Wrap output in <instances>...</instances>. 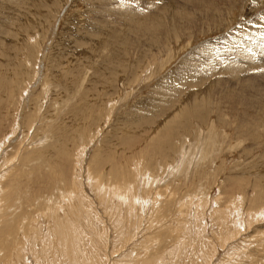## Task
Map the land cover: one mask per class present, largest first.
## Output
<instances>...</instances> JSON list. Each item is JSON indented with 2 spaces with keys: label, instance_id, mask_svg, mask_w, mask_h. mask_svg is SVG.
Returning a JSON list of instances; mask_svg holds the SVG:
<instances>
[{
  "label": "rangeland",
  "instance_id": "1",
  "mask_svg": "<svg viewBox=\"0 0 264 264\" xmlns=\"http://www.w3.org/2000/svg\"><path fill=\"white\" fill-rule=\"evenodd\" d=\"M15 1L17 2V0H0L2 2L0 5H5L0 9V29L4 27L8 29L3 32L0 38H4L8 32L13 33L16 29L18 19L13 24L7 21L10 12L15 13L13 17L21 16V24L19 21L17 23L23 27L22 33L18 32L15 35L17 37H13L14 41L10 38L5 43L6 46H0L1 59L5 62V58L9 56L6 54H10L11 58L7 59H11L9 62L13 60L12 66L17 63L22 68L26 66L24 73L29 76L34 75L35 70V73H38L29 82L30 86L28 85L27 91L23 92L21 88V91H17L19 95L15 98L19 97L18 101L20 102L14 99L17 104H10L11 107H9L10 96L7 98L8 103L5 98L6 106H4V99L0 100V105L3 106H0V140L3 141L10 134L13 122L17 120L15 116L21 118L25 112L26 114L29 112L28 109L32 105L38 103L41 95L44 97L41 90L46 83V97L45 102L43 101L45 104L43 103L42 107L45 110H50H48L49 116L47 115V119L46 117L42 119V115H44L42 109L41 115L36 113L35 120L32 116L31 122L34 125L28 124L30 132L25 131L27 136L17 132L16 135H20V138L18 137V143L14 145H18L19 141L21 143L23 140L22 144L24 145L25 143L30 145L32 142H38L40 146V143L42 144L44 141L45 143L42 144L44 146L39 148V151L42 152L47 147L45 144L52 140L48 138L50 128L47 127L48 124H52L51 118L55 112V115L58 113L55 118V132L58 129L55 133V152L59 151L56 154L53 152L55 154L52 156L53 161L50 159V162H47L51 157L49 154L46 158L47 164H43L44 167H47L46 169L55 171V178L50 176L47 172L49 170L46 169L38 171L41 173L40 175L38 172L30 173L27 170L28 167L27 169L21 168V163L15 161L6 166V169L2 168L3 171H8L7 175L11 171L10 173L13 175L19 173L22 176L18 177V180L9 176L12 178L10 184L13 186L14 183L13 187H17L19 190L27 187L29 202L35 198L36 200L41 199L38 204L45 201L53 203L57 207L55 209L59 210L60 208L58 212L57 210L55 212L62 218H64L62 208H65L67 204L65 202L67 200L69 202V199L72 204L70 193L73 194L74 191L75 195L79 194L77 197L82 199L84 205L92 203L94 214V211H99L100 208L92 202L94 193H92L93 189L90 187V180L86 176L85 170L89 163L91 169L95 171L94 173L99 171L107 173L110 164H112L111 159L113 164L120 168L118 171L124 170L125 173L128 171L130 176L127 177V180L129 178L131 184L134 181L140 189H143L144 181H147L145 185H148L147 188L152 191L150 194L152 198L154 190L159 191L161 195L159 199L156 198V206H152L156 208L153 210L154 212H149L153 214V220L151 218L149 220L148 215H145L144 212H139L137 217L129 215L122 217L124 218L122 230L125 232L131 230L130 234L133 235V240H130L132 244L129 242L127 246L130 250L125 253L128 254L132 249L134 250L131 253V260L125 259L124 263L127 264L130 261L134 262L133 264L138 263L137 258H141L145 254L146 248H149L148 254L155 251L160 254L165 250L177 253V258H172L174 264L193 262L199 264L201 253L204 254L210 249V255L213 257L208 258L210 260L208 264H264L263 221L257 226H250L251 228L240 233L235 240H232L233 242L225 244V247H220L216 239L222 238L226 234V229L221 228L217 215L220 218L233 216L237 225L240 221L242 222L236 227L243 231V221L251 212L249 207L251 209L260 204L261 207L264 205V195L261 200V195L259 196L264 193V0H26L29 6L24 13H22L21 6L19 9L16 7L12 10L14 6H17ZM35 2L38 4L36 3L34 6ZM18 28L19 26L17 30ZM116 48L118 49L115 50ZM28 56L30 57L28 58ZM27 58L31 61V67L28 65L29 61L27 60L28 64L26 62ZM54 60L59 69L56 70L63 73L61 77L67 75L65 76L67 78L70 73V79H74L77 81L76 83L82 77L85 78L82 89L78 88L72 101L68 98L70 97V92L67 90L69 87H65L68 86L65 85L67 82L63 80L60 83L57 79L55 82L58 83H55L49 76H52L50 62ZM39 76H42L39 84L41 88L38 85L35 87L33 83ZM58 85L60 86L58 87ZM100 87L103 90L99 91ZM97 88L98 90L95 92ZM63 89L65 90L63 91ZM84 91L88 92V95ZM82 94L83 96L87 95V98H83L85 100L82 99L83 96H80ZM65 95H67V99H65ZM100 97L104 98L99 99ZM182 99H190V104L204 99V105L201 110H198V117L196 115V118H190L189 122L187 120L184 130H179L169 139L166 131L164 129L159 131L158 128L167 120V116L163 113L168 109L170 113ZM23 100L30 106L26 105L25 111L22 109L21 112ZM51 100L56 101L55 108ZM31 101L33 102L31 103ZM75 101L78 102V106L82 105L81 109L76 106L77 102ZM7 106L8 108H6ZM153 106V115L157 118L152 119L155 121L154 124H151L152 128L149 129V126L145 124L144 126L140 125L139 129L132 132L133 130H127L125 126L122 127L124 123L128 122L133 127L145 123L144 118ZM12 107L17 112L16 114ZM71 109L74 113L69 112ZM145 109L148 111L144 112ZM66 112L68 115H65ZM75 112H80V114ZM8 113L12 116H9ZM126 113L128 116L125 119L122 116H125ZM82 115L84 116L82 117ZM69 118L71 119L68 120ZM63 120L67 122L64 123ZM84 122L87 123L84 124ZM10 124H12L11 127ZM75 125L77 126L75 127ZM56 126L58 127L56 128ZM68 128L69 131H67ZM74 128H78L79 131L76 132L77 129ZM36 129L37 131H34ZM60 130L64 131L65 135ZM80 130L82 134L79 133ZM83 130L86 131L83 132ZM154 132H160L159 137L162 139L167 136L173 144L172 151H168L165 159L160 153L161 143L158 142L160 139L153 136ZM56 135L59 138H56ZM60 136L64 138L63 140L61 137V140L65 141L66 145L69 144L71 148L69 145V148L66 147L65 143L63 145L60 143ZM151 137L155 138L151 140ZM71 138L78 143L75 142L76 145L69 143L68 140ZM87 138L88 140H86ZM89 140L91 141L89 142ZM180 146L183 147L182 155H180ZM62 150L63 155H61ZM80 153H82V157ZM77 154H79L78 158ZM20 156H16L15 159ZM97 156H102L100 161H103L98 165L104 169H96L99 166L95 162L91 163V160ZM177 162L183 163L180 172L176 173L174 167L178 168L176 167L179 166ZM135 166L136 168H134ZM147 169L148 172L144 173L143 170L147 171ZM135 170L138 171V174ZM78 171L80 173L77 175ZM134 174L137 179H134ZM50 181L52 182L50 183ZM47 189L53 192H49L50 190ZM71 190L72 192H70ZM57 191L61 192L58 194ZM66 191L69 197L64 200L61 193ZM46 196L56 200L48 201L50 197ZM257 196L259 203H252ZM142 198L144 197L142 196ZM146 198L145 201H149L150 198L148 200ZM104 199L108 201L109 196L107 195V198ZM115 204L114 202L112 206L115 207ZM164 205L167 206L166 209L163 208ZM25 207L23 205L17 210L19 212L16 213L15 220L31 213V217L36 220L28 217L27 221L31 220L32 225L34 224L33 227L41 226V230L37 226L38 230L29 231L30 239L28 237L24 243L26 249H31L29 245L34 242L31 247L36 252L41 243L45 245L49 242L50 238L47 233L50 232L51 226L48 224L52 225V221L47 220L48 218L43 215L37 219L35 215L38 213ZM121 208L124 215L126 207L125 210L124 206ZM237 212H239V217ZM104 221L106 222V219ZM96 227L97 230H101L100 224H96ZM126 227L130 229L128 230ZM107 229H110V225L107 226ZM255 230L258 232H254ZM41 231V235L46 232L44 238L42 237L44 235H40ZM33 233L35 234L33 235ZM35 235H38L37 238L41 237L37 239ZM31 237L42 242H38L36 239L33 241ZM179 241L182 243L180 244ZM118 245L116 244L117 247ZM37 247L38 249H36ZM179 247L181 248L179 249ZM48 254L42 264L56 262L53 261V253ZM120 258L119 256L116 260H121ZM31 260L32 258L28 257V263L35 264L34 258L33 262ZM207 260L205 262H208Z\"/></svg>",
  "mask_w": 264,
  "mask_h": 264
},
{
  "label": "bare ground",
  "instance_id": "2",
  "mask_svg": "<svg viewBox=\"0 0 264 264\" xmlns=\"http://www.w3.org/2000/svg\"><path fill=\"white\" fill-rule=\"evenodd\" d=\"M16 2V1H15ZM0 3H2V2H0ZM36 3L37 2H35L34 3V6L36 5ZM38 4V3H37ZM16 5L17 6H14L13 8H12V10H14V8H16L17 7V9H19V6H21V10H22V13H24L25 11H26V9H27V6H29V3H28V1H26V0H17V2H16ZM3 6H5V5H3ZM3 6L2 5H0V9H2L3 8ZM11 10V9H10ZM15 15V13L14 12H10V15H8V19H7V21H8V23H14V22H16L17 20L16 19H18V21L20 22V24H21V21H22V18H21V16L19 15V16H16V17H13ZM17 21V22H18ZM16 22V24H17V26H15L16 27V29L14 30V32L12 33V32H8L7 33V35H5L4 36V38H0V46H2V47H4V46H6V42L8 41V40H10V38L13 40V37L19 32V33H22V31H23V27L21 26V25H19L18 23ZM19 26V28H18V30H17V27ZM8 29L7 28H2V29H0V36L3 34V32H6ZM20 35V34H19ZM22 36V35H21ZM17 36H15L14 38H16ZM28 38V37H27ZM19 39V38H18ZM29 39V38H28ZM14 41V40H13ZM17 41V40H16ZM27 45V44H26ZM36 46V45H35ZM17 49V48H16ZM23 49H26V48H23ZM32 49H33V47H32ZM118 48H116L115 50H117ZM20 50V49H19ZM18 50V51H19ZM26 50H28V49H26ZM31 50V49H30ZM34 50V49H33ZM15 52V51H14ZM32 53V52H31ZM15 54V53H14ZM18 54V53H17ZM6 55H9L8 57H10V54H6ZM5 55V56H6ZM29 55H31V54H29ZM12 56V55H11ZM24 56V55H23ZM23 56H22V58H23ZM33 56V55H32ZM1 57H2V55H1V53H0V100L1 99H4V103H5V98H6V102H7V98L10 96V100H9V105L11 104V105H14V104H17V103H15V100L14 99H16L17 101H18V99H19V97H18V99L17 98H15V97H17L19 94L17 93V91L18 90H20L21 91V89H23V92L24 91H27L28 90V85L30 86V84H29V82L30 81H32L33 80V76H37L36 74L38 73H35L36 72V70L34 71V75H32V76H29L28 74H26V73H24V68L26 67H24L23 66V68L20 66V64L19 63H17V65H14V66H12V61L11 62H9V60H11V59H7L8 57H6L5 58V62H3V60L1 59ZM18 57H19V55H18ZM30 56H28V58H29ZM11 58V57H10ZM15 58V57H14ZM24 58H25V56H24ZM28 58L26 59V62H27V64H28ZM35 58V57H34ZM16 59V58H15ZM14 59V60H15ZM20 59V58H19ZM21 60V59H20ZM28 60V61H27ZM16 61V60H15ZM15 61H14V63H15ZM22 61V60H21ZM23 63H24V61H22ZM30 62L31 61H29V64L28 65H30ZM34 62H32V64H33ZM35 64V63H34ZM50 64H52V69H51V67H50V73L52 74V76L51 75H49L50 77H51V79H53L52 81H54L55 82V80L57 81V79H58V81L60 82V81H66L67 83H65V85H68V86H65V87H69L67 90H68V92H70V97H68L71 101H72V99H74V97H75V93H77V91H78V88H80V90L82 89L81 87L84 85V80H85V78L83 79V77L81 78V80L80 81H78V83H76L77 81H74V79H70V77H69V75H70V73H69V75H68V77L66 78L65 76H67V75H65V76H63V77H61L62 76V74L63 73H60V72H58L56 69H58V65L55 63V60L54 61H51L50 62ZM27 65V66H28ZM149 65V64H148ZM33 66V65H32ZM35 67H37L36 66V64L34 65ZM29 67V66H28ZM30 67H31V65H30ZM39 67V66H38ZM144 67H146V66H144ZM78 68V67H77ZM76 68V69H77ZM26 69H28V68H26ZM35 69V68H34ZM38 69V68H37ZM140 69V68H139ZM29 70V69H28ZM43 70V69H42ZM59 70V69H58ZM33 71H32V74H33ZM41 71V70H40ZM31 72V71H30ZM72 72V71H71ZM142 72H144V71H142ZM97 75V74H96ZM111 75V74H110ZM141 75V74H140ZM100 76H102L101 74H100ZM104 76V75H103ZM143 76V75H142ZM42 76H39L38 77V79L35 81V82H33L35 85V87L38 85V87H40L39 86V84L41 83V78ZM31 78V79H30ZM47 78V77H46ZM76 78V77H75ZM36 79V78H35ZM112 79V78H111ZM49 80V79H48ZM107 81V80H106ZM108 81H110V80H108ZM55 83H58V82H55ZM61 83V82H60ZM59 83V84H60ZM102 83H104V82H102ZM107 83V82H106ZM112 83V82H111ZM45 84L46 83H44V86H42V90H41V92L43 93V95H44V97L41 95V97H40V100L38 101V103L35 105H32L31 106V108L30 109H28L29 110V112H27V114H26V112L24 113L25 115H23L21 118H17V116H15L16 118L15 119H17V120H15L14 122H13V125L12 124H10V127H11V125H12V128H11V132H9L10 134H8L6 137H5V139L3 140V141H1L0 140V264H30V262L28 263V257H30V259L32 258V260H33V258H34V261H35V264H42V262L45 260V258L46 257H48L49 256V254L48 253H50V252H52L53 254H52V257H53V261L55 260L56 262L55 263H57V264H107V263H109V264H122V263H124L123 261L126 259V260H131V253L134 251L133 249L131 250V253L129 254H126L125 252L127 251V250H130L127 246H128V243L129 242H131V244H132V241H130V240H133V235L132 234H130V231H123L122 230V221H123V219L124 218H122L123 216L125 217V215H126V217L129 215V216H134V217H137L138 216V214H139V212H144L145 213V215L147 214L148 215V218H149V220H150V218H151V220H153V214L152 213H149V212H152L153 210H155L156 208H154V207H152L153 205H155L156 206V200L157 199H159L160 197H161V195H160V193H159V191H156V190H154L153 191V193H154V197L152 198V196L150 195L151 194V192L152 191H150L149 190V188H147V186L148 185H145L146 183H147V181H144V185H143V189H140L139 187H138V185H136L135 183H134V181H132L133 182V184H135V185H133V184H131L130 183V181H129V178H128V180H127V177H129L130 175L128 174V171L125 173V172H123L124 170H122V171H118V168L119 167H117V166H115L114 164H113V162L111 161V159H110V162L112 163V164H110L111 166H110V168L107 170V173H105L103 170V172H104V174H102L103 172H101L100 173V171L99 172H97V173H94L95 171L93 170V169H91V167H90V164L88 163V166H87V168H86V172H87V177H88V179L90 180V187L93 189V192L92 193H94V196L92 197L93 198V201L92 202H94V204H96V206L97 207H99L100 209H99V211L98 210H95L94 211V214H93V212H92V203H90L87 199V201L89 202L88 203V205L87 204H85V205H87V206H85L84 205V203L82 202V199L81 198H79V197H77L79 194V192L77 193L78 195H75L74 193V191H73V194H71L70 193V197L72 198L71 200H73V201H71L72 202V204L70 203V199H69V202H65V203H67L66 204V206H65V208H62V211H63V215H64V218H62V216H58V211L60 210V208H59V210L58 209H55V208H57L53 203H50V202H43L42 204H38L39 203V201H41V199H38V200H36L35 198V200L33 199V201H30L29 202V200L30 199H28V195L29 194H27V191H26V188L25 189H21V190H19V189H17V187H13L15 184L13 183V186L10 184V179H12V178H10L9 176H13L14 178H16L17 180H18V177H22V176H20V174L19 173H16V174H12V173H10L11 171H9V174L7 175V170H5V171H3V169H6L5 167L6 166H8V165H10V164H12V163H14L15 161H18L19 163H21L20 165H22V166H20L21 168H25V169H27V167H28V169L27 170H29L30 171V173H37L38 171H41L42 169H46L47 167H44L43 166V164L44 163H46V158H48V155L50 154V156L51 157H49V160L47 161V162H50V159L53 161V159H52V156H53V154L55 153L56 154V152L57 151H59V150H57L56 152H55V133L58 131V129H57V131L55 132V118H57L56 117V115L58 114V113H56V115H55V112H54V114L53 113H51V114H53V117L50 115V117H52L51 119H52V124L50 125V124H48V127L47 128H50V130H49V134H48V138H51L52 140H50V142L49 143H47V144H45V145H47V147H45L43 150H42V152H40L39 150V148H40V146L41 147H43L44 145H42V144H44L45 142L43 141V143L41 144L40 143V146H39V143L38 142H36V143H31L30 145H26V143H25V145L24 144H22V142H23V140L21 141V143H20V141H19V144L18 145H14V144H16V143H18L17 142V140H19V136L20 135H16V133L17 132H20L23 136H25L28 132H30V130H28V128H29V126H28V124L30 123L31 124V126H33L34 125V123L32 124V120L31 119H33L32 118V116H34V119L33 120H35V116H36V113H37V115L39 114V115H41L40 114V112H41V109H42V111L44 112V115H42L43 117H42V119L44 118L45 119V117H46V119H47V115L49 116V109H47V110H45L44 109V107H42V104L45 102V97H46V95H45V92H46V88H45ZM51 84V83H50ZM62 84H63V82H62ZM101 85V84H100ZM33 86V85H32ZM54 86H55V84H54ZM60 85H58V87H59ZM107 86H109V85H107ZM23 87H25V88H23ZM62 87V86H61ZM63 87H64V85H63ZM97 87V86H96ZM21 88V89H20ZM30 88V87H29ZM32 88H34V87H32ZM41 88V87H40ZM36 89V88H35ZM34 89V90H35ZM34 90H33V92H34ZM37 90H38V88H37ZM65 89H63V91H64ZM66 90V91H67ZM94 90V89H93ZM96 90H98V88L97 89H95V92H96ZM100 90H103V89H101V87L99 88V91ZM105 90H106V87H105ZM31 91V90H30ZM29 91V92H30ZM65 91V92H66ZM85 91H86V88H85ZM84 91V93H86ZM62 92V91H61ZM22 93V92H21ZM21 93H20V95H21ZM50 93V92H49ZM53 93H55V91H53ZM52 93V94H53ZM63 93V92H62ZM62 93H61V95H62ZM89 93H90V91H89ZM101 93V92H100ZM103 93V92H102ZM101 93V94H102ZM29 94V93H28ZM33 94V93H32ZM66 94V93H65ZM87 95H88V92L86 93ZM31 95V94H30ZM61 95H59V96H61ZM69 95V94H68ZM87 95H84V96H86V97H84L83 96V94L82 95H80V96H83L82 97V99L83 98H87ZM97 95H99V94H97ZM37 96V95H36ZM57 96V95H56ZM66 96V98L65 99H67V95H65ZM101 96V95H100ZM103 96V95H102ZM104 96H105V94H104ZM23 97L25 98V95H23ZM32 97V96H31ZM54 97V96H53ZM58 97V96H57ZM63 97V96H62ZM95 97V96H94ZM106 97V96H105ZM22 98V97H21ZM24 98H22V99H24ZM29 99H30V97H28ZM36 98V97H35ZM44 98V99H43ZM60 98V97H59ZM97 96H96V100H97ZM104 97H100L99 99H103ZM21 99V100H22ZM27 99V98H26ZM39 99V98H38ZM65 99H64V101H65ZM82 99L80 100V102L82 101ZM58 100H60V99H58ZM83 100H85V99H83ZM88 100H91V99H88ZM105 100V99H104ZM110 100V99H109ZM44 101V102H43ZM52 101V100H51ZM53 101H54V98H53ZM52 101V102H53ZM78 101V100H77ZM77 101H75V102H77ZM95 101V100H94ZM101 101V100H100ZM119 101V100H118ZM189 101H190V99H182L181 100V102L178 104V105H176L171 111H170V113H169V109L167 110V111H165L163 114H165L167 117H166V121L164 122V123H162V126L160 127V128H158L159 129V131H161V130H165L166 131V133H167V136H168V138L169 139H171L174 135H176V133L179 131V130H182L183 128H185V126H186V121L188 120V122H189V120H190V118H192V117H195L196 115V117H198V114H199V111L198 110H201L202 108H203V105H204V99L203 100H201L200 99V101L199 100H197L196 101V103H194V104H190L189 103ZM18 102H20V101H18ZM23 102H24V100H23ZM33 101H31V103H32ZM37 102V101H36ZM56 102V101H55ZM55 102H53V106H54V108H55ZM62 102V101H61ZM60 102V103H61ZM74 102V103H75ZM88 102V101H87ZM86 102V103H87ZM109 102V101H108ZM3 103V102H2ZM7 103H5V105L4 106H6L7 105ZM14 103V104H13ZM27 103H29V102H27ZM35 103V102H34ZM49 103V102H48ZM47 103V104H48ZM59 103V102H58ZM63 103V102H62ZM73 103V102H72ZM84 103V102H83ZM82 103V104H83ZM113 103V102H112ZM20 104H22V103H20ZM45 104V103H44ZM43 104V105H44ZM52 104V103H51ZM80 104V103H79ZM103 104V103H102ZM3 105V104H2ZM8 105V106H9ZM11 105L9 106V107H11ZM19 105V104H18ZM17 105V106H18ZM27 104H25V102H24V104H22V106H21V112H22V109H23V111H25V109H26V107L29 105H27ZM57 105V104H56ZM62 105H64V103L62 104ZM76 105V104H75ZM81 105V104H80ZM78 106V102H77V107H79L80 109H81V107H82V105L81 106ZM104 105V104H103ZM1 106V105H0ZM8 106L6 107V108H8ZM30 106V105H29ZM28 106V107H29ZM70 106H71V103H70ZM84 106V108H85V105H83ZM93 106V105H92ZM102 106V105H101ZM100 106V107H101ZM183 106H185V109H183L182 110V108H183ZM1 107H3V106H1ZM15 107V106H14ZM72 107H73V105H72ZM13 108V107H12ZM18 108V107H17ZM49 108V107H48ZM59 108V107H58ZM74 108V107H73ZM72 108V109H73ZM4 109V108H3ZM2 109V110H3ZM70 109V108H69ZM71 109V110H72ZM74 109H77V108H74ZM79 109V110H80ZM91 109V108H90ZM89 109V110H90ZM94 109V108H93ZM153 109H154V106L152 107V109L151 110H149V112H148V114H147V116L144 118V122L145 123H141V124H138L137 126H131L130 124H129V122L128 123H124V125H122V127L123 126H125L126 128H127V130L129 129V130H133L132 132H134V130L135 129H137L138 127H141V126H144L145 124L147 125V126H149V129H150V127H151V124H154V122L155 121H153L152 119H154V118H157V117H155V115H153ZM7 110V109H6ZM13 110H14V108H13ZM17 111H18V109H16ZM49 110V111H48ZM71 110H69V112L70 113H74L73 112V110H72V112H71ZM88 110V109H87ZM99 110V109H98ZM112 110V109H111ZM182 110V111H181ZM5 111V110H4ZM12 111V110H11ZM15 111V110H14ZM55 111V110H54ZM56 111H57V109H56ZM61 111V110H60ZM59 111V112H60ZM75 111V110H74ZM77 111H78V109H77ZM94 111H95V109H94ZM110 111V110H109ZM144 112H147L148 110H143ZM181 111V112H180ZM6 113H7V111H5ZM88 112H90V111H88ZM13 113V112H12ZM17 112L15 111V114H16ZM75 113H78V114H80V112H75ZM86 113H87V111H86ZM1 114V113H0ZM9 114V113H8ZM83 114H85V112L83 113ZM3 115V114H2ZM7 115V114H6ZM13 115H14V113H13ZM22 115V114H21ZM61 115V114H60ZM65 115H68L67 114V112H66V114ZM71 115V114H70ZM69 115V116H70ZM73 115V114H72ZM75 115V114H74ZM95 115V114H94ZM9 116H12V114L10 115L9 114ZM76 116V115H75ZM78 116V115H77ZM84 115H82V117H83ZM92 116V115H91ZM127 116H128V114L126 113L125 114V116H122L123 118H127ZM3 117V116H2ZM6 117V116H5ZM4 117V118H5ZM81 117V116H80ZM88 117V116H87ZM195 117V118H196ZM4 118H2L3 120H4ZM13 118H14V116H13ZM12 118V119H13ZM41 118V117H40ZM62 118H63V116H62ZM68 118V117H67ZM85 121H86V114H85ZM201 118V117H200ZM11 119V120H12ZM38 119V118H37ZM48 119H50V118H48ZM71 118H69L68 120H70ZM77 119H79V118H77ZM81 119H83V118H81ZM89 119V118H88ZM92 119V118H91ZM58 120V119H57ZM57 120H56V123H57ZM80 120V119H79ZM121 120H124V119H121ZM159 120V119H158ZM64 121V120H63ZM62 121V122H63ZM66 121V120H65ZM64 121V123H66ZM73 121H74V119H73ZM83 121H84V119H83ZM89 121V120H88ZM126 122H127V120H125ZM124 121V122H125ZM36 122V121H35ZM41 122V121H40ZM61 122V121H60ZM79 122V121H78ZM38 123V122H37ZM44 123V122H43ZM47 123V122H46ZM50 123V122H49ZM77 123V122H76ZM82 123V122H81ZM81 123H79V124H81ZM87 123V122H86ZM85 122H84V124H86ZM122 123V122H121ZM149 123V124H148ZM159 123V122H158ZM42 124V123H41ZM40 124V125H41ZM70 124V123H69ZM38 125V124H37ZM50 125V126H49ZM61 125H63V124H61ZM65 125V124H64ZM63 125V126H64ZM141 125V126H140ZM30 126V127H31ZM43 126V125H42ZM44 126H45V124H44ZM52 126V127H51ZM63 126H62V128H63ZM77 125H75V127H76ZM82 126V125H81ZM58 126H56V128H57ZM69 127V126H68ZM72 127V126H71ZM78 127H80V126H78ZM153 127V126H152ZM151 127V128H152ZM32 128V127H31ZM73 128V127H72ZM156 128V127H155ZM34 129V128H33ZM75 130H76V132L77 131H79V129L78 128H74ZM73 129V130H74ZM81 129V128H80ZM84 129H86L85 127H84ZM139 129V128H138ZM9 130H10V128H9ZM32 130V129H31ZM40 130V129H39ZM42 130H44V129H42ZM41 130V131H42ZM45 130H46V132H47V129L45 128ZM45 130H44V132H45ZM65 130V129H64ZM75 130H74V132H75ZM184 130V129H183ZM27 133H26V132ZM34 131H37V129L36 130H34ZM61 131V130H60ZM67 131H69V128H68V130ZM66 131V132H67ZM86 131V130H85ZM84 130H83V132H85ZM155 131V130H154ZM8 132V131H7ZM62 132V131H61ZM71 132V131H70ZM69 132V133H70ZM137 132V131H136ZM60 133V132H59ZM62 133H64V135H65V132L63 131ZM72 133V132H71ZM80 134H82L81 133V130H80V132H79ZM87 134H88V131L86 132ZM6 134V133H5ZM67 134V133H66ZM83 134H85V133H83ZM86 134V135H87ZM136 134V133H135ZM154 135L153 136H155L156 137V139H160V140H158V142L160 141V143H161V149H160V153L161 154H163V155H161L164 159L166 158V154L168 153V151L170 152V151H172V145L173 144H171V142H170V140L167 138V136L166 137H164V139H166L165 141H164V139H162V137H159V135H160V132H157V133H153ZM161 134H163V133H161ZM58 135H60V134H58ZM58 135H56L57 137L56 138H59L58 137ZM64 135H62V136H64ZM69 135V134H68ZM67 135V136H68ZM157 135V136H156ZM4 136V135H3ZM22 136V137H23ZM27 136V135H26ZM43 136V135H42ZM62 136H60V140H61V137ZM72 136H73V133H72ZM83 136V135H82ZM93 136H94V134H93ZM133 136H134V134H133ZM19 137V138H18ZM39 137V136H38ZM37 137V138H38ZM41 137V136H40ZM39 137V138H40ZM69 137H70V135H69ZM74 137V136H73ZM80 137H81V135H80ZM84 137V136H83ZM88 137V136H87ZM132 137V136H131ZM135 137V136H134ZM155 137H153V138H155ZM2 138H4V137H2ZM1 138V139H2ZM25 138V137H24ZM39 138H38V140H39ZM47 138V139H48ZM63 138V137H62ZM67 138V137H66ZM65 138V139H66ZM77 138H79V137H77ZM153 138L151 137V140H153ZM46 139V138H45ZM46 139V140H47ZM76 139V138H75ZM85 139V138H84ZM83 139V140H84ZM91 139V138H90ZM92 139H93V137H92ZM91 139V140H92ZM59 140V139H58ZM57 140V141H58ZM63 140H64V138H63ZM86 140H88V138L86 139ZM91 140H89V142L91 141ZM56 141V142H57ZM69 141V143H73L72 145H76L78 142L77 141H74L72 138L70 139V140H68ZM209 141V140H208ZM41 142V141H40ZM47 142V141H46ZM75 142H76V144H75ZM58 143V142H57ZM60 143L63 145L64 143H65V141H60ZM83 143H84V141H83ZM121 143V142H120ZM123 143V142H122ZM152 142H150V144H151ZM210 143V142H209ZM157 144V143H156ZM58 145H60L59 143H58ZM57 144H56V147L58 146ZM66 147H68V145L69 144H67L66 145V143L64 144ZM81 145V144H80ZM84 145V144H83ZM86 145V144H85ZM121 145V144H120ZM32 146H34L33 148H31ZM70 146V145H69ZM105 146V145H104ZM151 146H153L152 144H151ZM64 147V146H63ZM75 147V146H74ZM77 147V146H76ZM86 147V146H85ZM172 147V148H171ZM8 148H9V150H8ZM69 148V147H68ZM67 148V149H68ZM70 148H71V146H70ZM83 148V147H82ZM180 153L182 152V149H183V147H181L180 146ZM52 149V150H51ZM58 149V148H57ZM60 149V148H59ZM63 149V148H62ZM66 149V150H67ZM78 149V148H77ZM77 149H75V150H77ZM64 150V149H63ZM63 150H62V152H61V155H63ZM49 151V153L47 154V152ZM61 151V150H60ZM105 151H108V149L106 150L105 149ZM105 151H104V153H105ZM54 152V153H53ZM75 152V151H74ZM64 153H65V151H64ZM67 153H68V151H67ZM66 153V155H68ZM76 153H77V151H76ZM79 153V152H78ZM84 153V152H83ZM183 153V152H182ZM182 153L180 154V155H182ZM54 154V155H55ZM82 153H80V155H81ZM85 154V153H84ZM179 154V153H178ZM18 155H21L19 158H17V159H15L16 158V156H18ZM58 155V154H57ZM56 155V156H57ZM60 155V154H59ZM78 155L79 154H77V158H78ZM115 155V154H114ZM72 156H73V154H72ZM83 155H81V157H82ZM176 156V155H175ZM179 156V155H178ZM55 157V156H54ZM63 157V156H62ZM64 157H66L65 155H64ZM102 157V156H101ZM101 157H94L92 160H91V163L92 162H95L96 163V165H98V163L99 162H101L102 163V161H100L101 159ZM115 157V156H114ZM204 158H205V156H203ZM77 158L75 157V159L77 160ZM84 158V157H83ZM97 158V159H96ZM176 158V157H175ZM57 159V158H56ZM55 159V160H56ZM103 159V158H102ZM109 159V158H108ZM114 159V158H113ZM79 160V159H78ZM80 161V160H79ZM114 161V160H113ZM54 163V162H53ZM52 163V164H53ZM82 163V162H81ZM101 163H99V164H101ZM178 163V162H177ZM182 163L183 162H181L180 164H179V166H176V167H178V168H176L175 169V167H174V171L177 173V172H180V170H181V166H182ZM47 164V163H46ZM49 164V163H48ZM177 164V165H178ZM16 165V164H15ZM45 165V164H44ZM57 167H58V165L57 164H55ZM80 165V164H79ZM94 165V164H93ZM30 166V167H29ZM75 166V165H74ZM76 166H77V164H76ZM99 166V165H98ZM133 166V165H132ZM174 166V165H173ZM52 167V166H51ZM3 168V169H2ZM30 168V169H29ZM55 168V167H54ZM93 168V167H92ZM95 168V167H94ZM104 169L103 167H101V166H99V167H96V169ZM129 168H132V167H129ZM128 168V169H129ZM134 168H136V166L134 167ZM81 169V168H80ZM120 169V168H119ZM122 169V168H121ZM187 169V168H186ZM46 170H49V171H47L49 174H50V176L52 175V176H54V174H55V171L53 170V169H46ZM126 170H127V168H126ZM133 170V169H132ZM137 170V169H136ZM136 170H135V172H136ZM131 171V170H130ZM129 171V172H130ZM144 171V173H147L148 172V169H147V171L146 170H143ZM4 172V173H3ZM44 172V171H43ZM46 172V171H45ZM47 172H46V174H47ZM82 172V171H81ZM3 173V174H2ZM80 173V171H78L77 172V175ZM137 174H138V171L136 172ZM135 173V174H136ZM175 173V174H176ZM38 174L40 175L41 173L40 172H38ZM48 174V175H49ZM134 174V179H137V178H135L136 177V175ZM150 174V173H149ZM183 174V173H182ZM37 175V174H36ZM59 175V174H58ZM184 175H185V173H184ZM49 177V176H48ZM73 177V176H72ZM53 178H55V176L53 177ZM80 178V177H79ZM78 178V179H79ZM52 179V178H51ZM75 179V178H74ZM144 179V178H143ZM146 179V178H145ZM80 180V179H79ZM137 181V180H136ZM21 182V181H20ZM49 182V181H48ZM52 181H50V183H51ZM54 182H55V180H54ZM73 182V181H72ZM16 183H17V181H16ZM137 183H138V181H137ZM49 186H50V184H48ZM54 185H55V183H54ZM153 185V184H152ZM28 186V185H27ZM53 186V185H52ZM51 186V187H52ZM62 186V185H61ZM75 186V185H74ZM88 186H89V184H88ZM137 186V187H136ZM46 187H48V186H46ZM150 187V186H149ZM153 187V186H152ZM50 188V187H49ZM57 188V187H56ZM55 188V189H56ZM29 189V188H28ZM58 189H60V188H58ZM73 189H75L74 187H73ZM78 189V188H77ZM80 189V188H79ZM139 189H140V191H139ZM23 190V191H22ZM32 190V189H31ZM30 190V191H31ZM48 190V189H47ZM50 190V189H49ZM48 190V191H49ZM64 190V189H63ZM66 190V189H65ZM48 191H46V192H48ZM52 190H50L49 192H51ZM54 191H56V190H54ZM76 191H78V190H76ZM53 192V191H52ZM58 192V191H57ZM59 192H61V191H59ZM59 192H58V194H59ZM70 192H72V190L70 191ZM83 192V191H82ZM30 193V192H29ZM81 193V192H80ZM152 193V194H153ZM34 194H36L35 192H34ZM42 194V193H41ZM47 194H49V193H47ZM51 195H54L55 194V192H54V194H52V193H50ZM57 194V193H56ZM91 194V193H90ZM39 195V194H38ZM43 195V194H42ZM46 195V194H45ZM104 195H105V197H104ZM107 195L109 196V200L107 201V200H105L104 198H107ZM112 195V197H110ZM261 195V196H260ZM262 195H264V193L263 194H259V196H260V200H261V197H262ZM37 196V195H36ZM84 196V195H83ZM142 196L144 197V198H142ZM47 197V196H46ZM48 197H50V196H48ZM47 197V198H48ZM56 197V196H55ZM61 197H62V199L64 198V200H66L67 199V197H69L68 196V193H67V191L66 192H63V193H61ZM147 197V198H146ZM264 197V196H263ZM30 198V197H29ZM40 198V197H39ZM45 198V197H44ZM46 198V199H47ZM59 198H60V195H59ZM74 198H75V200H74ZM145 198H146V200H148L149 198V201H145ZM157 198V199H156ZM53 199H55V198H53ZM51 197L48 199V201H50L51 200V202H53L54 200H53ZM61 199V200H62ZM264 199V198H263ZM45 200V199H44ZM56 200V199H55ZM59 200V199H58ZM57 200V201H58ZM238 200V199H237ZM237 200H235V201H237ZM85 201V200H84ZM34 202V203H33ZM116 203L115 204V207H113L112 206V204L113 203ZM256 202H258L259 203V198H258V196L257 197H255V200L253 199V202L252 203H256ZM46 203V204H45ZM47 203H50L49 205L47 204ZM56 203V202H55ZM64 203V204H65ZM57 204V203H56ZM59 204H61V203H59ZM111 204V205H110ZM242 204V203H241ZM264 204V203H263ZM23 205H25L26 207H29V208H31L33 211H34V213H38L37 215H35V216H37V219L39 218V217H42L41 215H43V217H46V218H48L47 220H50V221H52V225H49L48 224V226H51L50 227V232H48L47 234H49V242L46 244L45 243V245H43L42 243H41V245H40V247H39V250H36V252H34L35 251V249H34V251L32 250L33 249V247H31V245L32 244H34V242H32L31 243V245H29V247L31 248V249H26L25 248V244L24 243H26V241H27V238L29 237V239H30V236H31V234L29 233V231H31L32 229L33 230H36L37 228H39L40 230L42 229L41 228V226H39V225H37V226H34L33 227V225H32V223L33 222H30V221H27V219H29L28 217H31L32 215H31V213H30V215H25L24 217H20L18 220H15V216H16V213L17 212H19V211H17L19 208H21ZM229 205V204H228ZM250 205V204H249ZM261 205V204H260ZM258 206V207H252L251 209H250V207H249V210H251V212H249V211H247V212H249L248 213V217H247V219H245L244 221H243V231H240V229H239V227H236V226H239L240 225V222H239V225H237V223H236V220H234L233 219V216L232 217H227V218H220L218 215H217V217H218V221H220L219 222V224H220V226H221V228L222 227H224L225 229H226V234H225V236L224 237H222V238H216L217 240H218V243H219V246L220 247H225V244H227L228 242H231L232 240H235L237 237H238V235L240 234V233H242V232H245L246 230H248L249 228H251L250 226H257V225H259V223L260 222H264V205L261 207V206ZM113 208H112V207ZM124 206V210H125V207H126V210H125V214L123 215V212L121 211L122 210V208L121 207H123ZM182 206V205H181ZM25 207V208H26ZM63 207V206H62ZM162 207V206H161ZM166 207L167 206H165L164 205V209H166ZM227 207V206H226ZM242 207H243V205H242ZM261 207V208H260ZM24 208V207H23ZM254 208V209H253ZM95 209V208H94ZM112 209V210H111ZM161 209V208H160ZM159 209V210H160ZM180 209H181V207H180ZM218 209H219V207H218ZM234 209V208H233ZM55 210H57V212H55ZM222 210V209H221ZM100 211H101V213H100ZM214 211H215V209H214ZM213 211V212H214ZM216 211H217V209H216ZM154 212V211H153ZM158 212V211H157ZM234 212V211H233ZM28 213V212H27ZM159 213H160V211H159ZM232 213V212H231ZM238 213L239 212H237V216L239 217V215H238ZM20 214V213H19ZM18 214V215H19ZM157 214V213H156ZM156 214H155V217H156ZM163 214H164V212H163ZM215 214H218V213H215ZM212 215L214 216V213H212ZM232 215H234V214H232ZM158 216V215H157ZM228 216V215H227ZM230 216V215H229ZM236 216V217H237ZM241 216V215H240ZM246 216V215H245ZM18 217V216H17ZM155 217H154V219H155ZM215 217V216H214ZM235 218V217H234ZM241 218H243V217H241ZM31 219H33V217H31ZM104 219H106V222L104 221ZM240 219V218H239ZM244 219V218H243ZM33 220H36L35 218L33 219ZM136 220V219H135ZM242 220V219H241ZM49 221V222H50ZM128 221V220H127ZM137 221V220H136ZM37 222V221H36ZM124 223V222H123ZM131 223V222H130ZM242 223V222H241ZM39 224V223H38ZM51 224V223H50ZM96 224H100L101 225V230L99 231V230H97V227H96ZM236 224V225H235ZM108 225H110V229H107V226ZM130 225V224H129ZM229 226L231 227L230 229H229ZM37 227V228H36ZM129 227V226H128ZM130 228H131V226H130ZM130 228H127L126 227V229H130ZM217 228H219V227H217ZM254 228V227H253ZM258 228V227H257ZM124 229V228H123ZM223 229V228H222ZM222 229H221V231H222ZM255 229V228H254ZM38 230V229H37ZM202 230V229H201ZM253 230V229H252ZM44 231V230H43ZM45 231H47V230H45ZM220 231V232H221ZM250 231H251V229H250ZM34 232V231H33ZM36 232V231H35ZM110 232H111V234H110ZM254 232H258L257 230H255ZM32 233V232H31ZM41 233H42V231L40 232V235H41ZM46 233V232H45ZM44 232H43V234L42 235H44L45 234ZM222 233V232H221ZM247 233V232H246ZM250 233V232H249ZM264 233V232H263ZM262 233V234H263ZM12 234H14V235H12ZM35 233H33V235H34ZM38 234H39V232H38ZM30 235V236H29ZM41 235V236H42ZM220 235V234H219ZM219 235H218V237H219ZM255 235V234H254ZM14 236V237H13ZM36 236V235H35ZM38 236V235H37ZM37 236H36V238H37ZM41 236H39V238L41 237ZM220 236H222V235H220ZM241 236V235H240ZM43 238L45 237V235L44 236H42ZM47 237V236H46ZM212 237V236H211ZM250 237H252V236H250ZM36 238H33L34 240L36 239ZM39 238H37V239H39ZM31 239H32V237H31ZM32 239V240H33ZM36 239V240H37ZM213 239V238H212ZM253 239V238H252ZM33 240V241H34ZM43 240H45V239H43ZM217 240H216V243H217ZM38 241V240H37ZM39 241H41V240H39ZM38 241V242H39ZM47 241V240H46ZM45 241V242H46ZM29 242H30V240H29ZM28 242V243H29ZM42 242V241H41ZM180 242V241H179ZM214 242H215V239H214ZM233 242V241H232ZM21 243H22V245H21ZM133 243H134V241H133ZM182 242H180V244H181ZM212 243V242H211ZM39 244V243H38ZM116 244L118 245V247L116 246ZM130 244V245H131ZM209 244V243H208ZM132 247V246H131ZM135 247V246H134ZM134 247H132V248H134ZM146 247V246H145ZM182 247V246H181ZM181 247H179V249L181 248ZM210 247V246H209ZM34 248H35V246H34ZM216 248V247H215ZM36 249H38V247L36 248ZM149 248H146V250H145V254L141 257V258H137L139 261H138V263H135V264H174V261L172 262V258L174 257L175 259L177 258V256H176V254L177 253H170V252H167L166 250L165 251H163L162 253H160V254H158L156 251V253L154 252V253H151V254H148V252L150 251V249L148 250ZM201 249V248H200ZM209 249V248H208ZM183 250V249H182ZM211 250V249H210ZM208 251V252H206V253H204V254H202L201 253V258H200V263L199 264H208V263H210V260L209 259H211L212 257H213V255H210L211 253V251ZM6 251V252H5ZM28 251V252H27ZM48 251H50V252H48ZM214 251V250H213ZM213 251H212V254H213ZM5 252V253H4ZM38 252V253H37ZM28 253V254H27ZM46 254H48V256H46ZM30 255V256H29ZM37 255V256H36ZM174 255V256H173ZM182 255V254H181ZM195 255V254H194ZM28 256V257H27ZM121 257L120 259L121 260H116L118 257ZM25 258H27L26 260H25ZM49 258H51V257H49ZM115 259V260H113V259ZM199 258V257H198ZM209 258V259H208ZM52 259V258H51ZM136 259V258H135ZM134 259V260H135ZM136 259V260H137ZM208 259V260H207ZM31 260V262H33ZM133 260V259H132ZM133 260V261H134ZM194 260H196V259H194ZM208 261V262H205V261ZM30 261V260H29ZM47 262L49 261V260H46ZM197 261V260H196ZM213 261V260H212ZM107 262V263H106ZM177 262H179V261H177ZM204 262V263H203ZM53 263V262H52ZM55 263H53V264H55ZM134 262H132V261H130V262H127V264H133ZM32 264V263H31ZM45 264V263H44ZM48 264V263H47ZM50 264V263H49ZM124 264H126V262L124 263ZM190 264H196V262H193V263H190Z\"/></svg>",
  "mask_w": 264,
  "mask_h": 264
}]
</instances>
